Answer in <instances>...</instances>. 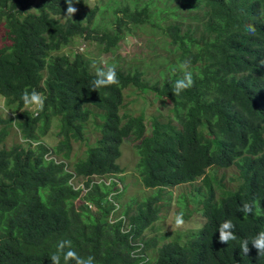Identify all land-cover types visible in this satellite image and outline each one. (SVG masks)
<instances>
[{
	"label": "trees",
	"instance_id": "obj_1",
	"mask_svg": "<svg viewBox=\"0 0 264 264\" xmlns=\"http://www.w3.org/2000/svg\"><path fill=\"white\" fill-rule=\"evenodd\" d=\"M84 2L74 0L73 7ZM116 2L103 27L93 17L108 10V0L83 17H67L65 0H0V96L10 113L0 116V264H51L50 254L64 239L81 256L93 255L95 264H264L251 243L247 255L240 249V240L264 231V0H180L185 15H178L175 2L154 9L150 0ZM168 14L171 20L160 25ZM249 24L255 35L246 31ZM145 25L158 27L167 38L165 49L174 53L146 62L160 59L152 81L139 64L112 63L119 83L94 91L95 68L106 64L93 65L76 49L61 51L82 36L112 54L124 33ZM181 64L194 85L175 96ZM128 86L166 101V113L146 117L143 110H124ZM26 88L47 96L38 115L20 99ZM51 122L54 144L42 140ZM10 127L20 139L6 146ZM127 138L135 140L141 184L155 187L134 207L117 202L123 186L116 180H91L122 171L116 158ZM72 141L83 149L71 160ZM229 166L226 182L223 174L208 171ZM77 176L85 179L82 195L71 182ZM183 183L191 187L175 203L184 219L199 209L197 231L182 243L177 235L144 238L143 229L159 216L155 202H172L166 187ZM188 197L199 206L189 210ZM79 198L84 203L78 209ZM244 202L254 204L253 214L239 211ZM90 207L97 214L86 221L80 211ZM109 211L114 221L106 219ZM225 220L233 222L238 238L228 244L219 242L217 232Z\"/></svg>",
	"mask_w": 264,
	"mask_h": 264
},
{
	"label": "rangeland",
	"instance_id": "obj_2",
	"mask_svg": "<svg viewBox=\"0 0 264 264\" xmlns=\"http://www.w3.org/2000/svg\"><path fill=\"white\" fill-rule=\"evenodd\" d=\"M107 0H85L84 5L82 7H74L77 9L75 14L83 17L84 12H86L89 8L93 6H101ZM109 6L108 10L102 14L101 17H98V14L93 17V20L97 22H101L103 27L109 26L112 20V12L111 6L115 5L117 0H108ZM142 1V0H139ZM177 3L176 11L178 10L182 15L183 6L180 3V0H171L170 2L164 0H150L149 7L156 5L158 8L166 7V5ZM179 6V7H178ZM165 9V8H164ZM161 15V13H160ZM171 15H166L164 18L159 19L158 23L163 25L166 21L171 20ZM3 35V27L0 21V36ZM160 30L157 27H151L149 25H145L143 28H134L129 33H124V36L121 37L117 41V46L115 51L111 54L110 51H103L101 50V45H97L96 42L92 39H88L82 36H75L73 42L61 49V51L68 52V50H79L82 51L86 56L92 59L93 65L97 64H117L119 66H131L133 64H139L141 68H145L144 76L149 79L150 81L158 78V70L160 66L157 64L158 57L152 58V62L149 65H146V62L150 59L152 55L156 56H168L170 59L173 58L174 53L165 49L166 44L162 42L163 39L167 40L166 37L161 38ZM169 45H167L168 47ZM0 105H4L3 98L0 96ZM168 103L166 101L160 102L158 99L153 98L152 93H147L146 96H143L141 93H138L136 89L131 86H128L124 90V97H123V109L126 111H131L138 113L139 111L143 110L145 112L146 117L149 114H156V113H166V108ZM5 107H0V116H4L6 113L10 114L4 110ZM86 126H88L86 124ZM56 126L51 122L49 127L47 128L46 132L42 136V140H44L48 144H54L57 140L55 136ZM90 129H85V135L88 136L89 140H92L94 134L89 132ZM20 137L17 133V130L14 127H10L8 129V133L4 139V145L8 146L15 140H19ZM80 142L72 141L71 142V160L75 157L80 156V151L83 149V145ZM135 140L133 138L124 139L121 144L119 145L120 154L116 158V162L121 167L122 171L118 173V175H112L109 177L106 176H95L92 175L91 180L93 182H105L107 183L109 179L116 180L114 185L116 186H123L122 193L118 196L117 202L121 204V202H127L134 207V203L139 201L142 197L148 195L149 193L153 194L155 191V187H144L139 179L137 174L135 163L136 159L138 158L137 153L135 152L134 147ZM79 146V149H78ZM77 150V151H76ZM76 151L74 157H72L73 152ZM59 160V159H57ZM233 170L232 166L229 167H215V168H208V171H215L216 176H220L223 174V182H226L228 174ZM120 175V176H119ZM121 179H118V177ZM118 179V180H117ZM85 180L81 176H77L72 178L71 182L74 186H78L82 188V181ZM196 179L195 183L197 184ZM113 185V186H114ZM191 187V184H177L173 186H167L166 188L171 191V200L172 202H168L165 205H160L159 200L155 203L159 206L158 218L152 221L146 228L142 231V236L144 238L152 237V236H161L163 235V239H171L178 236V240L180 243L184 242L187 236L195 233L200 224V217H199V209L198 211L195 210L191 214L189 219H184L185 224L182 228H176L174 224L175 215L179 212V206L175 203V196L178 193H185ZM115 187H113L114 189ZM87 188L81 191V195L85 193ZM183 197V196H182ZM83 198L75 199L74 202L77 204V208L79 209L81 203L83 202ZM115 204V201L113 202ZM107 205V204H106ZM125 205H120L119 210ZM199 206V202H194L191 197L186 199V207L191 210L197 208ZM120 211H116V217H122ZM81 216L84 220H91L92 217L97 214L96 210L92 207L85 209V211H80ZM197 212V213H196ZM106 219L109 221H114V218L109 211L106 215ZM127 223L124 224V229L127 228ZM122 229V227H121ZM140 244V243H139ZM149 252V250H148Z\"/></svg>",
	"mask_w": 264,
	"mask_h": 264
},
{
	"label": "clouds",
	"instance_id": "obj_3",
	"mask_svg": "<svg viewBox=\"0 0 264 264\" xmlns=\"http://www.w3.org/2000/svg\"><path fill=\"white\" fill-rule=\"evenodd\" d=\"M67 4V9L65 15L67 17H73L74 13L77 11L73 7L74 0H65ZM246 31L255 35V27L251 24L246 25ZM180 68L184 70V74L181 78L177 79L173 85V94L178 96L182 91L193 87L194 80L191 71H187V65L181 64ZM175 71V69H173ZM119 83L116 66L114 64L105 65L104 67L95 68V79L91 82V90L96 91L97 89L109 87L111 85H116ZM25 109L32 111L34 114L38 115L39 112L44 110L45 101L47 96L38 91L36 88L31 90L25 89L21 93L20 97ZM3 107V105H0ZM7 111V109H4ZM254 204L248 202L242 203L239 211L245 214H253ZM183 212L177 213L175 215L174 224L176 228H182L185 224L183 218ZM235 225L231 220H225L218 226L217 232L219 233V242L223 244H228L230 241H236L238 238L234 233ZM249 243L256 250L257 255H264V231L257 233L255 237L249 241L248 239L240 240V249L247 255L250 251ZM49 259L51 264H95V257L93 255L81 256L77 251L72 248V241L68 239L60 240L56 245V250L50 254Z\"/></svg>",
	"mask_w": 264,
	"mask_h": 264
},
{
	"label": "built area",
	"instance_id": "obj_4",
	"mask_svg": "<svg viewBox=\"0 0 264 264\" xmlns=\"http://www.w3.org/2000/svg\"><path fill=\"white\" fill-rule=\"evenodd\" d=\"M77 186V185H76ZM85 188V186H83V184H82V188H81V191L83 192V189Z\"/></svg>",
	"mask_w": 264,
	"mask_h": 264
}]
</instances>
